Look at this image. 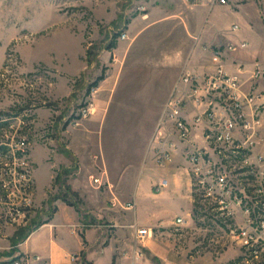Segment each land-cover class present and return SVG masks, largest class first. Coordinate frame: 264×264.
I'll return each instance as SVG.
<instances>
[{"label": "rangeland", "instance_id": "374dc122", "mask_svg": "<svg viewBox=\"0 0 264 264\" xmlns=\"http://www.w3.org/2000/svg\"><path fill=\"white\" fill-rule=\"evenodd\" d=\"M191 8L182 0H0V113L25 115L35 179L32 213L0 215L1 264L12 262L18 245L52 218L59 200L76 205L86 226L106 235L131 229L118 241L134 243L136 264H264L233 235L241 215L228 216L206 195L186 158L175 152L162 165L153 151L196 40L183 21ZM90 101L94 111L82 117ZM223 163L236 190L253 194L239 157L229 152ZM176 164L182 213L154 188L159 170ZM147 172L153 175L144 195L137 194L143 200L133 198L125 208L123 198ZM138 228L150 232L143 241Z\"/></svg>", "mask_w": 264, "mask_h": 264}, {"label": "built area", "instance_id": "2783aa9c", "mask_svg": "<svg viewBox=\"0 0 264 264\" xmlns=\"http://www.w3.org/2000/svg\"><path fill=\"white\" fill-rule=\"evenodd\" d=\"M235 0H186L194 5L214 7L231 4ZM238 25L233 24L232 29ZM122 38L128 33L123 32ZM243 45H247L244 41ZM236 49L230 44L228 50ZM216 55L220 51H215ZM264 74L258 65L250 79ZM94 87L92 92H96ZM95 103L88 102L80 114L93 113ZM264 92L256 87L244 88L238 74L227 72L222 64L213 72L196 73L183 71L177 80L155 133L153 151L158 163L165 165L174 159L175 152L183 150L199 186L206 195L214 198L222 210L235 217L241 215V223L233 235L241 242L249 257L264 260V150H258L262 142ZM27 122L24 114L0 113V215L26 217L33 211V177L29 161L28 139L24 135ZM201 127L204 144L192 139L196 128ZM211 143H214L213 147ZM234 153L254 181V193L244 189L238 192L229 173L221 169L223 159ZM95 181L101 183L99 177ZM169 183L161 178L156 189ZM131 205V204H129ZM187 220L178 216L177 222ZM150 232L136 230V238L143 241ZM138 250V249H137ZM136 250V251H137ZM140 250V249H139ZM137 252H141V251ZM12 264H47L40 254L18 253ZM64 264H86L81 253L70 252Z\"/></svg>", "mask_w": 264, "mask_h": 264}, {"label": "crops", "instance_id": "0c3cea01", "mask_svg": "<svg viewBox=\"0 0 264 264\" xmlns=\"http://www.w3.org/2000/svg\"><path fill=\"white\" fill-rule=\"evenodd\" d=\"M182 3L192 7L186 12L183 21L188 34L196 39L189 58L182 66L184 71L204 74L213 72L217 65L222 64L227 72L241 77L245 89L256 87L264 92V74L257 79H250L251 72L258 65L264 69V0H235L231 4H219L214 7L191 6L186 0H182ZM167 11L169 14L175 13L171 8ZM212 13H215V16L210 17ZM225 18L228 19L227 23ZM233 24H237L238 28L232 29ZM244 41L247 45L242 44ZM230 44L236 45V49L228 50ZM217 50L220 51L218 56L215 53ZM261 135L263 140L259 148L264 149V112ZM192 139L204 144L201 127L194 130ZM178 152L179 156L184 157L182 149ZM176 167L177 164L159 170L163 177L169 180L168 185L159 190L162 200L168 204L171 201L176 203L179 199L176 192L179 185ZM147 173V176H142L136 185L137 191L134 192L132 187L127 193L128 197L123 198L125 203L122 205L125 208L133 207L135 204L133 198L143 200L137 194L140 191L144 195V184L153 175V173ZM163 177H159L155 182V189L156 183ZM181 207V203L176 205L178 212L182 213ZM89 212L94 213L96 217L100 216L94 208ZM136 221L141 223L139 216L136 217ZM115 231L116 233L109 236L98 227L86 226L83 215L76 205L59 200L52 218L34 229L18 245L14 255L26 252L36 253L40 254L47 264H64L68 253L78 252L84 260L92 264H136L135 260L133 262L130 260L135 256L131 250L134 243L129 244L132 247H127L126 240L123 241L124 244L118 241L119 236L126 238L132 230L121 227ZM1 260L0 258V262ZM5 264H12V262Z\"/></svg>", "mask_w": 264, "mask_h": 264}, {"label": "trees", "instance_id": "16d2710c", "mask_svg": "<svg viewBox=\"0 0 264 264\" xmlns=\"http://www.w3.org/2000/svg\"><path fill=\"white\" fill-rule=\"evenodd\" d=\"M70 203V202H69ZM70 204H72V203H70ZM13 256H15V255H13ZM85 261V263L86 264H92V263H90L89 261H87V260H84Z\"/></svg>", "mask_w": 264, "mask_h": 264}]
</instances>
